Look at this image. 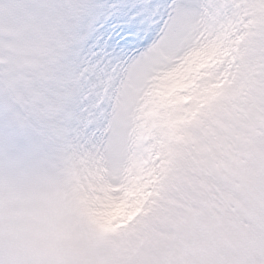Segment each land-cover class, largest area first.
<instances>
[{
    "label": "snow or ice",
    "instance_id": "snow-or-ice-1",
    "mask_svg": "<svg viewBox=\"0 0 264 264\" xmlns=\"http://www.w3.org/2000/svg\"><path fill=\"white\" fill-rule=\"evenodd\" d=\"M14 8L82 26L62 62L38 48L26 75L15 64L0 73V124L27 141L0 161V264H264V0H143L106 41H97L106 8L95 0ZM156 14V38L135 51L141 21ZM205 47L226 56L177 107L174 127L171 109L150 112L156 79ZM144 161L165 162L170 220L130 237L129 257L101 254L110 245L85 197L96 186L119 196Z\"/></svg>",
    "mask_w": 264,
    "mask_h": 264
},
{
    "label": "rangeland",
    "instance_id": "rangeland-1",
    "mask_svg": "<svg viewBox=\"0 0 264 264\" xmlns=\"http://www.w3.org/2000/svg\"><path fill=\"white\" fill-rule=\"evenodd\" d=\"M141 2L143 0H95V3L106 8L96 25V31L99 32L97 41L101 38L106 41L117 29L126 26V22L121 18L122 13L135 17L137 14L132 12V7ZM159 2L164 3L166 0ZM16 3L17 0H14L7 10L0 8V73H3L9 64H15L18 71L26 75L31 71V61L34 59L31 53L34 49H43L53 60L61 62L77 50L82 22L67 25L63 20L21 17L15 11ZM163 22L159 14L153 15L150 21H141L146 23L147 27L141 35L142 43L136 46L135 51H139L156 38ZM92 51L98 55L101 49L94 47ZM107 51L110 55L118 54L122 58L133 54V50L129 49ZM225 56L226 52L219 48L205 47L190 55L176 69L158 77L148 101L151 105L150 112L158 115L161 108H169L171 111L167 115L171 119L179 105L196 95L198 87L196 82L211 76L212 71L223 62ZM211 91L214 94L216 89ZM101 106L109 111L111 109L107 100L102 101ZM180 122L171 119L174 127ZM26 144L27 141L22 134L0 124V161L10 148H23ZM146 164L147 161L137 162L135 174L123 186L119 196L112 194L120 191L119 189L96 186L92 187L85 197L86 210L94 223L101 228L103 223L117 229L116 232H111L102 228V240L110 247L100 248L98 251L101 254L115 253L121 257H129L136 251L135 242L130 237L153 228L164 229L170 220V208L161 203L164 199L162 192L167 175L165 162L162 161L155 169L151 165L145 168Z\"/></svg>",
    "mask_w": 264,
    "mask_h": 264
},
{
    "label": "clouds",
    "instance_id": "clouds-1",
    "mask_svg": "<svg viewBox=\"0 0 264 264\" xmlns=\"http://www.w3.org/2000/svg\"><path fill=\"white\" fill-rule=\"evenodd\" d=\"M13 2L14 0H0V8L7 10L9 7L12 6ZM63 21L67 25H75L77 23L76 18L71 15L66 16V18Z\"/></svg>",
    "mask_w": 264,
    "mask_h": 264
},
{
    "label": "trees",
    "instance_id": "trees-1",
    "mask_svg": "<svg viewBox=\"0 0 264 264\" xmlns=\"http://www.w3.org/2000/svg\"><path fill=\"white\" fill-rule=\"evenodd\" d=\"M101 225H102V228L107 230V231H111V232H116L117 231V229L114 228V227L107 226V225H105L103 223Z\"/></svg>",
    "mask_w": 264,
    "mask_h": 264
}]
</instances>
